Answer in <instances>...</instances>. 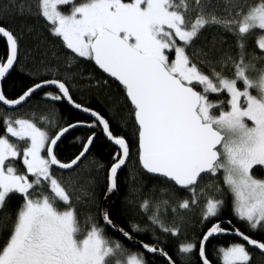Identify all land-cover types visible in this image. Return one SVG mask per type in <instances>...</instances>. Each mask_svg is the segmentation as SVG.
Masks as SVG:
<instances>
[{
	"label": "snow or ice",
	"instance_id": "snow-or-ice-1",
	"mask_svg": "<svg viewBox=\"0 0 264 264\" xmlns=\"http://www.w3.org/2000/svg\"><path fill=\"white\" fill-rule=\"evenodd\" d=\"M195 4L200 7L191 23L186 18V0H38L36 14L75 58L94 62L122 86L135 127L140 167L164 178L174 191L190 194V199L179 203V209L190 210L204 199L200 222H214L199 240L198 257L200 264H212L205 246L210 238L220 235L240 237L264 254V242L240 231L232 220L220 219L224 201L217 198L221 189L215 185L222 175L233 197V215L251 230L264 231V179L254 174L256 166L264 167V73L257 79L250 78L251 65L243 55L238 61L231 56L218 60L208 52L192 49L206 26H220L239 34L253 29L264 31V2L251 7L238 4L226 18L206 11L202 0H195ZM61 6H70V10L65 12ZM0 37L7 46L6 56L0 57L2 84L19 63V38L3 24ZM257 44L264 50V35ZM72 63L69 59L67 69ZM229 63L230 75L217 71L218 65ZM204 67L210 71L205 72ZM32 80L16 98H8L0 89V104L15 110L40 93L39 99L52 104L66 101L91 119L68 123L51 132L41 122L51 123L47 116L40 121L7 114L3 117L0 210L16 196L22 203L6 242L0 245V264H147L142 254L131 252L120 240L108 238L105 227L134 246L164 257L167 264H176L163 248L134 239L132 233L141 231L139 226L126 230L111 219L108 211L102 212L103 226L91 218L86 226L81 225L71 184L63 176L57 177L55 170L78 167L90 153L97 132L91 131L67 162L58 158L55 148L72 129H99L114 146L106 176V195L113 193L118 187V172L131 156L128 139L113 131L120 114H107L78 103L62 68L38 72ZM213 94L216 100L210 99ZM206 176L214 178L207 186L212 188L211 195L200 184ZM148 208L145 200L141 209L147 212ZM148 220L165 234L180 233L179 226L165 225L160 205ZM196 250V243L178 246L182 254ZM218 252L222 264H250L252 260L242 243L219 247Z\"/></svg>",
	"mask_w": 264,
	"mask_h": 264
},
{
	"label": "trees",
	"instance_id": "trees-1",
	"mask_svg": "<svg viewBox=\"0 0 264 264\" xmlns=\"http://www.w3.org/2000/svg\"><path fill=\"white\" fill-rule=\"evenodd\" d=\"M261 2L264 0H202L206 11L214 12L221 18H226L238 4L251 7L257 6ZM186 3L188 5L186 18L191 23L194 22L200 6L195 4V0H186ZM37 5L38 0H14V2L0 0V24L10 29L19 38V63L3 81L1 89L8 98H16L22 94L23 90H26L27 86L31 85L32 77L38 72L45 73L46 69L59 67L64 70V74L69 79L71 94L78 103H86L107 114L118 111L120 118L114 122L113 131L128 139L131 156L126 166L118 174V187L112 193L107 205L111 219L126 230H131L133 225L139 226L141 231L132 233L134 239L163 248L175 260L176 264H200L199 240L207 227L214 222V220L207 224L200 222L204 199L201 198L198 206L194 205L190 210L179 209V203L185 198L190 199V194L185 191H174L168 181L151 176L141 169L137 159L135 127L129 114L130 105L125 98L123 88L106 77L92 61L75 58L69 50H66L60 40L49 33L46 21L36 14ZM21 6H23V11H21ZM68 7L70 6L61 7V9L66 11ZM261 35H264V31L259 29L250 30L247 34H239L238 31L229 33L220 26H206L194 40L192 50L208 52L218 60L225 56H231L233 60L238 61L243 55L245 62L251 65L248 70L250 78L257 79L261 73H264V55H261L264 51L259 49L257 44ZM6 51L5 40L0 37V57H5ZM69 59L73 60L70 70L66 67ZM203 70L210 71L207 67H204ZM217 71H222L224 75H230L231 64L218 65ZM40 95V93L34 95L16 110H6L0 105V134H4L3 117L6 114L15 118H29L37 121H40L41 117L47 116L52 122H41L45 123L51 132H55L59 127L68 123L90 120V118L73 111L66 102L52 104L39 99ZM220 98L226 97L221 96ZM210 99L216 100L217 96L213 94ZM91 131L97 132V138L90 153L74 170L69 172L55 170V174L57 177L63 176L64 180L71 184L70 192L73 194L81 225L86 226V221L91 218L93 222L103 226L101 215L106 195L107 168L111 163L114 146L104 138L99 129L77 128L60 140L55 148V153L62 161H69L74 157V154L78 153L81 141ZM77 137L81 139L77 140ZM100 164H103L104 168H100ZM254 174L263 179L264 169L261 166H256ZM213 179L206 176L200 182L209 195L213 194L212 188L207 186L213 184ZM215 185L221 189L220 193H216L217 198L224 201L220 219L222 221L232 220L233 225L240 231L253 239L264 242V231L251 230L246 223L239 221L233 215V197L223 184L222 175L215 180ZM76 197L79 199L77 200ZM145 200L149 202L147 212L141 209V204ZM163 201H167V204H163ZM21 203V198L16 196L8 201L4 209L0 210V245H3L9 236ZM157 205H160V218L165 225L180 227L178 235L165 234L150 223L148 216L156 211ZM173 209L176 211L174 212ZM224 226L229 227L227 224ZM105 235L108 238L120 240L131 252L142 254L147 264H167L162 256L140 251L107 227H105ZM188 242L196 243L197 250L190 254L178 253V246ZM233 243L242 242L231 236L211 238L205 248L212 264H222L219 258V247H227ZM249 252L252 255L250 264H264V256L256 251L249 250Z\"/></svg>",
	"mask_w": 264,
	"mask_h": 264
},
{
	"label": "water",
	"instance_id": "water-1",
	"mask_svg": "<svg viewBox=\"0 0 264 264\" xmlns=\"http://www.w3.org/2000/svg\"><path fill=\"white\" fill-rule=\"evenodd\" d=\"M2 38V37H1ZM4 39V38H3ZM93 64H94V62H93ZM95 65V64H94ZM96 66V65H95ZM97 67V66H96ZM98 68V67H97ZM100 70V69H99ZM12 72V71H11ZM10 72V73H11ZM104 75L106 76V77H108L109 79H111V80H113L114 82H116L117 84H119V82L118 81H115L113 78H111V77H109L106 73H104ZM9 76V74L6 76V78ZM5 78V79H6ZM4 79V80H5ZM3 80V81H4ZM3 83V82H2ZM1 85L2 84H0V89H1ZM120 85V84H119ZM121 86V85H120ZM122 87V86H121ZM66 102V101H65ZM67 103V102H66ZM25 104V103H24ZM24 104H22V105H20V106H17V108L16 109H18V108H20L21 106H23ZM3 108H5L6 110H10V109H8L7 108V106H4V105H2V104H0ZM67 105L73 110V111H75V112H77V113H79V114H81L82 116H84V117H86V118H90L89 116H87L86 114H84V113H82V112H80V111H78V110H76L75 108H73L72 106H70L68 103H67ZM15 109V110H16ZM91 119V118H90ZM77 128H83V127H77ZM77 128H75V129H77ZM72 130H74V129H72ZM72 130H70V131H72ZM69 131V132H70ZM68 132V133H69ZM67 133V134H68ZM66 135V134H65ZM104 136V135H103ZM63 138V137H62ZM105 138V137H104ZM106 139V138H105ZM107 140V139H106ZM108 141V140H107ZM60 142V141H59ZM58 142V143H59ZM109 142V141H108ZM110 143V142H109ZM111 144V143H110ZM112 145V144H111ZM113 146V145H112ZM127 164V163H126ZM125 167V166H124ZM123 167V168H124ZM76 168V167H75ZM123 168H122V170H123ZM142 169V168H141ZM56 170H58V171H61V172H69V171H72V170H60V169H56ZM122 170H120L119 172H121ZM143 170V169H142ZM144 172H146L145 170H143ZM119 172H118V174H119ZM147 173V172H146ZM147 174H149V173H147ZM149 175H151V176H154V177H158V178H161V179H164V178H162V177H159V176H156V175H153V174H149ZM165 180V179H164ZM111 197H112V193L111 194H108V195H105V198H104V202H103V206H102V212L103 211H107V205H108V202L110 201V199H111ZM101 218H102V215H101ZM103 222V221H102ZM220 236H231V237H234V238H237V239H239L242 243H244L245 245H246V247L249 249V250H251V251H256L257 253H259L260 255H262V256H264V254H261V252L258 250V249H256V248H254V247H252V246H249V245H247L246 244V242L245 241H243L240 237H237V236H235V235H220ZM216 237V236H215ZM211 239V238H210ZM125 240V239H124ZM136 240V239H135ZM126 242H129V243H131L132 245H133V243H132V241H129V240H125ZM137 241V240H136ZM137 242H139V241H137ZM137 249H139L140 251H142V252H147V251H145V250H143L141 247H139V246H135ZM165 261H166V259L164 258V257H162ZM167 262V261H166Z\"/></svg>",
	"mask_w": 264,
	"mask_h": 264
},
{
	"label": "rangeland",
	"instance_id": "rangeland-1",
	"mask_svg": "<svg viewBox=\"0 0 264 264\" xmlns=\"http://www.w3.org/2000/svg\"><path fill=\"white\" fill-rule=\"evenodd\" d=\"M76 2L77 3H79V2H81V0H76ZM61 7H67V6H61ZM63 11H65V9H62ZM70 10V7H68L67 8V10L65 11V12H67V11H69ZM260 38V37H259ZM259 38H258V40H259ZM257 40V41H258ZM262 51H264V50H262ZM253 94H257L256 92H255V90H253ZM263 169H264V167H262ZM257 178H259V179H262L261 177H259V176H256ZM264 179V178H263Z\"/></svg>",
	"mask_w": 264,
	"mask_h": 264
}]
</instances>
